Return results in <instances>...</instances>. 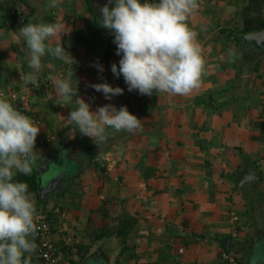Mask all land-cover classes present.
I'll return each instance as SVG.
<instances>
[{"label":"crops","instance_id":"crops-1","mask_svg":"<svg viewBox=\"0 0 264 264\" xmlns=\"http://www.w3.org/2000/svg\"><path fill=\"white\" fill-rule=\"evenodd\" d=\"M105 3L62 0L49 8L41 0L27 14L15 4L19 17L5 26L0 8V92L16 95V107L40 120L37 139L54 138L37 150L33 173L16 179L29 185L37 212L55 226L66 263L226 264L224 253L239 264L264 263V43L242 39L264 30V0H198L188 24L198 33L205 74L186 96L129 92L123 76H114L111 65L121 57L99 24L97 5ZM29 21L64 24L71 32L62 45L76 61L45 56L38 88L20 78L30 69L18 32ZM72 70L79 97L93 110L127 106L141 129L109 128L100 147L73 131L67 117L76 98L63 101L48 79ZM105 81L123 94L106 100L90 87ZM39 168L42 185L61 179L44 199ZM29 264H43L37 248Z\"/></svg>","mask_w":264,"mask_h":264},{"label":"clouds","instance_id":"clouds-1","mask_svg":"<svg viewBox=\"0 0 264 264\" xmlns=\"http://www.w3.org/2000/svg\"><path fill=\"white\" fill-rule=\"evenodd\" d=\"M61 3L62 0H48V7L58 8ZM97 7L99 24L113 34L116 54L121 57L118 64L111 65V72L116 78L123 76L129 92L186 96L200 86L206 61L198 33L188 24L189 17L198 10V0H107ZM70 32L60 22L29 21L19 28L30 69L20 73L26 87H39L45 56L72 66L76 63L62 45V37ZM228 55L234 53L229 51ZM94 66L100 74L104 72L103 65L97 62ZM48 79L63 101L76 98L77 106L67 117L70 125H75L73 131L90 138L99 147L107 141L109 128L115 132L141 129L142 119L127 106L109 103L93 110L78 95V84L73 83L74 70L50 75ZM90 87L102 93L106 100L124 92L106 81L92 83ZM17 100L15 95L0 92V264H29L30 254L37 248L36 205L29 185L16 177L29 176L38 167L40 153L36 140L41 126L16 107ZM97 158H102V154L98 153Z\"/></svg>","mask_w":264,"mask_h":264},{"label":"built area","instance_id":"built-area-1","mask_svg":"<svg viewBox=\"0 0 264 264\" xmlns=\"http://www.w3.org/2000/svg\"><path fill=\"white\" fill-rule=\"evenodd\" d=\"M37 122L40 124V120H37ZM53 139L52 136L37 139L36 149L38 150L46 143H51ZM37 215L39 219L34 240L37 243L38 257L43 264H68L62 256L57 242L52 239L53 225L50 222L48 215L42 211L37 212ZM223 259L226 264H239L237 257L231 253H224Z\"/></svg>","mask_w":264,"mask_h":264},{"label":"water","instance_id":"water-1","mask_svg":"<svg viewBox=\"0 0 264 264\" xmlns=\"http://www.w3.org/2000/svg\"><path fill=\"white\" fill-rule=\"evenodd\" d=\"M243 40L245 41H253L254 44L260 45L258 43H264V30L258 33H253V34H246L242 37ZM37 174H38V178H39V182H40V196L41 199L46 198V195H49V193L54 192L57 190V188H59V186L61 185V179L58 177V175L56 176V178L54 179L55 183L53 186H44L42 185L41 179H42V174L43 171H41V169L39 168L37 170ZM257 264H264L263 262H258Z\"/></svg>","mask_w":264,"mask_h":264},{"label":"trees","instance_id":"trees-1","mask_svg":"<svg viewBox=\"0 0 264 264\" xmlns=\"http://www.w3.org/2000/svg\"><path fill=\"white\" fill-rule=\"evenodd\" d=\"M22 1V0H21ZM15 1H9L6 6L0 5V8L3 9L1 11L2 13V26H5L6 22H10L12 23V25H15V21L17 20V18L19 17L18 14V10H16L15 8ZM5 8V9H4ZM29 16H27L28 18ZM66 248V247H65ZM71 249V247H68ZM63 249V248H62ZM66 250V249H65ZM70 251V250H69ZM71 259V258H70ZM72 260V259H71ZM71 264H76L75 261H71Z\"/></svg>","mask_w":264,"mask_h":264},{"label":"rangeland","instance_id":"rangeland-1","mask_svg":"<svg viewBox=\"0 0 264 264\" xmlns=\"http://www.w3.org/2000/svg\"><path fill=\"white\" fill-rule=\"evenodd\" d=\"M15 1V4L16 5H20L24 0H22V2H21V0H14ZM26 1V4H25V2H23V4H25V5H27V7L25 6V5H20V9L22 10V12H27V13H29L30 12V10L31 9H37L38 8V5L37 4H40V2H41V0H25ZM38 2V3H37ZM3 3V5H6L4 2H2ZM27 13H25V14H27ZM55 227V226H54ZM54 227H52L53 229H54ZM53 235H54V232H53V234H52V239L53 240H55L54 239V237H53ZM64 257V256H63ZM65 258V257H64ZM70 258V257H69Z\"/></svg>","mask_w":264,"mask_h":264}]
</instances>
